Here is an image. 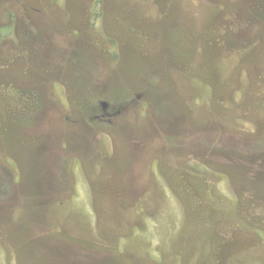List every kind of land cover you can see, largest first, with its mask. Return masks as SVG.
Segmentation results:
<instances>
[{"label":"rangeland","instance_id":"374dc122","mask_svg":"<svg viewBox=\"0 0 264 264\" xmlns=\"http://www.w3.org/2000/svg\"><path fill=\"white\" fill-rule=\"evenodd\" d=\"M0 264H264V0H0Z\"/></svg>","mask_w":264,"mask_h":264}]
</instances>
